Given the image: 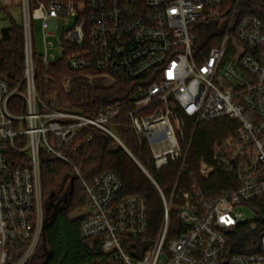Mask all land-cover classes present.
<instances>
[{"label":"built area","instance_id":"2783aa9c","mask_svg":"<svg viewBox=\"0 0 264 264\" xmlns=\"http://www.w3.org/2000/svg\"><path fill=\"white\" fill-rule=\"evenodd\" d=\"M20 9L23 78L12 88L0 76V264H27L35 256L46 215L42 165L74 167L71 144L90 126L130 153L164 206L152 235L145 199L122 196L123 180L113 172L89 184L74 167L87 195L81 234L100 241L105 264H264V14L237 17L236 9L226 13L224 0H21ZM60 21L69 28L57 37L56 55L49 38ZM35 22L43 54L36 53ZM212 23L222 34L198 53L197 30ZM66 56L91 85L102 77L132 83L129 101L103 107L95 118L45 101L39 69ZM123 117L151 149L146 162L156 171L180 164L170 198L110 127ZM223 118L236 123L234 133L214 144L211 162L201 160L196 173H187L195 134L188 141V129ZM183 174L205 182L222 175V190L207 195L197 178L179 188ZM172 213L179 220L174 228ZM237 242L248 253H235Z\"/></svg>","mask_w":264,"mask_h":264},{"label":"trees","instance_id":"16d2710c","mask_svg":"<svg viewBox=\"0 0 264 264\" xmlns=\"http://www.w3.org/2000/svg\"><path fill=\"white\" fill-rule=\"evenodd\" d=\"M224 2L226 13L236 9L237 17H243L246 13L264 14V4L259 0ZM3 11L9 13L7 8ZM222 30L218 23L201 25L197 30L198 39L195 46L197 52H208L215 47L214 36L222 34ZM23 46V30L14 22L0 37V76L4 75L12 88L19 85L23 78L25 70ZM67 58L68 56L64 57L50 68L39 69L38 91L45 101H53L51 95H54L57 98V108L78 111L92 118L99 116L103 107L129 101L132 96V83L117 78L116 84L112 87L106 88L101 83L91 85L79 73L68 67ZM68 77L72 78L69 94L63 89L64 79ZM12 112H20V109L15 110L12 107ZM111 125L128 150L146 165L162 192L170 198L178 181L180 164H172L162 171H156L151 163L146 162L152 159L151 149L147 144L140 143L131 129L129 119L123 117L112 121ZM235 128L236 123L227 118L200 123L195 131L194 125L191 126L187 131L188 141L195 134L187 159L186 172L196 173L201 160L210 161L214 144L232 135ZM90 136L92 139L88 141ZM70 148L68 158L73 166L79 169L85 182L92 184L96 177L113 172L123 180L122 196L138 195L145 199L149 207L148 221L151 233L152 235L157 233L164 216L160 193L127 150L108 133L94 126L84 129ZM74 167L64 161H48L42 165L45 227L35 256L27 264H36L37 259L40 260L39 264H105L107 261L99 240L82 237L84 216H72L87 203L83 181ZM195 178L207 195H216L222 190V175L217 174L213 180L207 182L200 180L198 176L193 177ZM193 179L183 174L179 188L188 189ZM170 220L172 228L179 225L175 213L170 214ZM235 246L237 248L235 253H248L244 242H237ZM39 250L40 256L37 255Z\"/></svg>","mask_w":264,"mask_h":264},{"label":"rangeland","instance_id":"374dc122","mask_svg":"<svg viewBox=\"0 0 264 264\" xmlns=\"http://www.w3.org/2000/svg\"><path fill=\"white\" fill-rule=\"evenodd\" d=\"M20 3L21 0H0V37L2 35V32L4 30H7L11 27L12 23H16L19 25L21 28L23 27L22 21H23V13L20 9ZM8 6V12H4L3 10ZM63 21H60L59 24L61 27L57 30L56 36L55 37H50L49 38V46L51 49L52 54L58 55V50H59V39L62 37L63 34V28H69L68 26L63 24ZM35 28H34V39H35V45H36V53L38 54H43V49H44V39L42 36V30L41 26L39 25L38 22L34 23ZM58 37V38H57ZM71 83H72V78H65L64 83H63V89L64 91L69 94L71 92ZM96 83L98 84H103L106 88L107 87H112L116 84V81H113L112 79L108 77H102L98 78L97 81L93 84L95 85ZM53 97V101L56 104V96L51 95ZM110 127L113 128L112 125ZM114 129V128H113ZM115 131V129H114ZM116 132V131H115ZM120 144V143H118ZM121 145V144H120ZM88 212L87 208L84 206L82 209H79V211L75 212L72 216H84ZM246 215L248 217V221L254 220V216L250 215L249 211H246ZM41 250V249H40ZM40 250L38 251L37 255L40 256ZM40 260L37 259L35 260L36 264H39Z\"/></svg>","mask_w":264,"mask_h":264},{"label":"crops","instance_id":"0c3cea01","mask_svg":"<svg viewBox=\"0 0 264 264\" xmlns=\"http://www.w3.org/2000/svg\"><path fill=\"white\" fill-rule=\"evenodd\" d=\"M7 9H8V6L6 5ZM6 9V8H5Z\"/></svg>","mask_w":264,"mask_h":264}]
</instances>
